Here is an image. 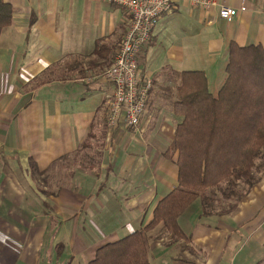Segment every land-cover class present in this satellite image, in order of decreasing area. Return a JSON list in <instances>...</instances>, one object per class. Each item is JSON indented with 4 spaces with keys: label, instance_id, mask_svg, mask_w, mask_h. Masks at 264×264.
Wrapping results in <instances>:
<instances>
[{
    "label": "crops",
    "instance_id": "obj_1",
    "mask_svg": "<svg viewBox=\"0 0 264 264\" xmlns=\"http://www.w3.org/2000/svg\"><path fill=\"white\" fill-rule=\"evenodd\" d=\"M4 1L14 19L0 37V264H75L80 256L89 264L101 246L144 228L178 187V152H166L180 74L205 71L217 95L230 43L264 45V0H213L209 10L180 2L143 53L142 73L153 80L146 131L132 133L121 120L104 139L113 90L104 74L129 28L126 10L101 0ZM221 7L237 17L221 19ZM90 133L102 146L76 153ZM201 213L196 201L179 219L191 242H172L159 227L148 233L153 264L264 259V176L235 213Z\"/></svg>",
    "mask_w": 264,
    "mask_h": 264
},
{
    "label": "trees",
    "instance_id": "obj_2",
    "mask_svg": "<svg viewBox=\"0 0 264 264\" xmlns=\"http://www.w3.org/2000/svg\"><path fill=\"white\" fill-rule=\"evenodd\" d=\"M13 19V7L0 0V37ZM117 51L108 58L109 68ZM173 111L178 124L166 156L178 152V187L158 202L144 228L101 246L89 264H153L149 232L159 227L157 233L171 236L172 242H191L179 219L196 201L202 204V217L233 214L262 180L264 45L230 43L226 80L217 95L211 93L205 71H183ZM107 134L108 126L100 137ZM98 137L90 133L76 153L98 151L100 140L93 143ZM30 165L32 175L39 172L34 161Z\"/></svg>",
    "mask_w": 264,
    "mask_h": 264
},
{
    "label": "built area",
    "instance_id": "obj_3",
    "mask_svg": "<svg viewBox=\"0 0 264 264\" xmlns=\"http://www.w3.org/2000/svg\"><path fill=\"white\" fill-rule=\"evenodd\" d=\"M122 6L130 16V25L119 44L113 65L104 78L113 86L106 97L107 125L113 130L124 120L132 133H144L143 122L147 98L153 80L142 73L141 63L144 50L150 45L155 28L161 19L175 13L178 4L188 2L192 7L209 10L213 0H101ZM238 11L221 7V19L232 21Z\"/></svg>",
    "mask_w": 264,
    "mask_h": 264
},
{
    "label": "rangeland",
    "instance_id": "obj_4",
    "mask_svg": "<svg viewBox=\"0 0 264 264\" xmlns=\"http://www.w3.org/2000/svg\"><path fill=\"white\" fill-rule=\"evenodd\" d=\"M153 61H154V62L152 63L151 70L156 69V66H157L158 63H159V62H157V60H156L155 58H153ZM159 61H160V60H159ZM195 67H198L197 69H204V67L201 68V66H200L199 64H197V66H195ZM124 233H127V232L125 231ZM125 235H126V234H125ZM122 237H123V236H122ZM43 258L46 259L45 254H44ZM83 261H84L83 257L80 256V257L78 258V260L76 261L75 264H79V263H81V262H83ZM46 264H47V262H46ZM84 264H85V263H84Z\"/></svg>",
    "mask_w": 264,
    "mask_h": 264
}]
</instances>
